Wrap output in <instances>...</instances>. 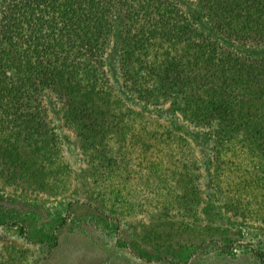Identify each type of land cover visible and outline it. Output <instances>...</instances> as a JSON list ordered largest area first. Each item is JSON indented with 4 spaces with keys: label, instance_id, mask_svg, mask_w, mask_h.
Instances as JSON below:
<instances>
[{
    "label": "rangeland",
    "instance_id": "374dc122",
    "mask_svg": "<svg viewBox=\"0 0 264 264\" xmlns=\"http://www.w3.org/2000/svg\"><path fill=\"white\" fill-rule=\"evenodd\" d=\"M117 61L113 42L110 82L134 103ZM134 109L87 141L54 116L50 158L0 155V264H264L263 153L169 103Z\"/></svg>",
    "mask_w": 264,
    "mask_h": 264
},
{
    "label": "trees",
    "instance_id": "16d2710c",
    "mask_svg": "<svg viewBox=\"0 0 264 264\" xmlns=\"http://www.w3.org/2000/svg\"><path fill=\"white\" fill-rule=\"evenodd\" d=\"M113 42L134 103L110 82ZM259 47L264 0H0V155L50 158L60 149L54 116L87 141L130 126L137 104L164 103L212 126L217 145L264 155Z\"/></svg>",
    "mask_w": 264,
    "mask_h": 264
}]
</instances>
